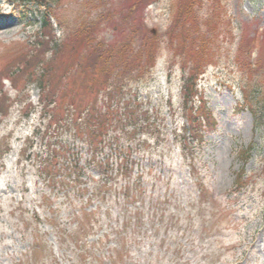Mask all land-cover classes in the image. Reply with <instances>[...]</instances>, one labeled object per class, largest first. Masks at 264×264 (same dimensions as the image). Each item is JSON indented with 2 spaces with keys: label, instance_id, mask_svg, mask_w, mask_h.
Instances as JSON below:
<instances>
[{
  "label": "rangeland",
  "instance_id": "374dc122",
  "mask_svg": "<svg viewBox=\"0 0 264 264\" xmlns=\"http://www.w3.org/2000/svg\"><path fill=\"white\" fill-rule=\"evenodd\" d=\"M38 1L43 3L0 0V89L12 105L0 119V264H113L110 255L118 245L124 249L115 264H264V127L241 108L246 95L264 103V0H198L193 8L206 36L215 40L214 57L198 86L211 124L199 149L188 141L184 145L182 73L168 44L175 14L180 10L184 18L190 5L152 0L139 6L136 17H145L146 28L162 43L150 75L131 86L152 126L121 142L130 158V177L87 171L80 180L83 194L53 189L41 175L48 145L73 139L43 120L37 83L26 84L23 75L6 76L15 72L29 42L42 35L36 22L45 5L58 8L62 20L76 11L114 13L101 34L112 44L124 0H61L58 6ZM55 26L61 38L56 21ZM248 146L251 157L242 162L237 152ZM241 170L246 176L235 186ZM124 178L140 185L146 199L174 202L163 208L164 199L155 203L158 208L149 202L141 225L136 218L128 221ZM80 212L95 216L84 218V232L74 236ZM161 214L164 223L158 222Z\"/></svg>",
  "mask_w": 264,
  "mask_h": 264
},
{
  "label": "trees",
  "instance_id": "16d2710c",
  "mask_svg": "<svg viewBox=\"0 0 264 264\" xmlns=\"http://www.w3.org/2000/svg\"><path fill=\"white\" fill-rule=\"evenodd\" d=\"M151 1H123L125 9L116 16L118 22L113 25L118 39L112 44L101 39L102 25L107 18L114 17L110 11L97 16L91 11L80 14L76 11L64 20L58 8L45 5L40 11L38 25L42 35L27 46L15 72L6 77L13 80L23 75L26 84L37 83L42 94V117L48 121V127L57 125L73 139L71 143L64 140L49 144L46 158L41 159V175L52 188H76L91 167L105 175L115 171H121L123 177L132 174L130 158L124 155L121 142L141 128L149 131L152 125L149 112L136 102L138 95L131 96V86L150 75L162 51L161 38L146 28L145 17L135 15L139 6L142 9ZM197 1L187 0L190 7L184 18L180 10V16L175 14L168 44L175 49L173 58L182 72V102L193 133L192 142L201 148L206 136L203 115L207 123L210 120L198 83L214 57L215 40L204 33L200 15L193 16ZM59 2L54 0L56 6ZM52 17L63 32L59 39ZM8 103L0 89V117L8 116ZM242 106L264 125V103L258 96L246 95ZM252 148L239 150L242 162L251 157ZM245 174L242 170L238 173L235 186L240 185Z\"/></svg>",
  "mask_w": 264,
  "mask_h": 264
}]
</instances>
